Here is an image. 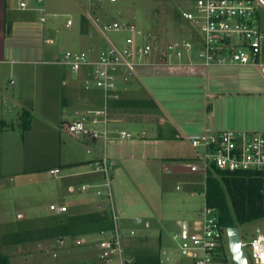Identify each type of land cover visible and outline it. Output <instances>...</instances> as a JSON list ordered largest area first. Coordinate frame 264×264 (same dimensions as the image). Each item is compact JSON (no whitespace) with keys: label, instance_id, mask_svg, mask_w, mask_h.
I'll return each mask as SVG.
<instances>
[{"label":"rangeland","instance_id":"374dc122","mask_svg":"<svg viewBox=\"0 0 264 264\" xmlns=\"http://www.w3.org/2000/svg\"><path fill=\"white\" fill-rule=\"evenodd\" d=\"M193 1L195 0H46L43 6L49 15L45 23L40 20L43 13L34 11L27 23H22L23 28L10 35L11 48H15L11 51L8 47L5 62L0 64V112L1 98L14 96L22 105L18 109L20 114H23V107L31 112V128L24 130V119L17 115L12 105L8 107L11 101L8 98L5 106L8 108V113H5L8 124L0 123V211L5 212L7 218L16 217L20 210L29 216L61 215L50 209L51 203L60 205L66 202L75 206L68 208V215L85 214L108 207L106 201L85 198V195L75 196L67 190L71 182L76 186L89 182L80 176H66L88 168L67 166L86 158L88 154L83 139L72 136L65 129L64 123L71 119V115L63 113L64 99L72 94L74 85L77 87L80 83L84 84V78L63 65L43 61H54L67 50H86L91 44L97 49L109 46L110 43L119 46L127 44L132 36L130 32L110 30L103 35L98 30L96 21L92 20L94 16L99 18L97 24L102 27L104 24L111 25L114 20L136 26L137 30L142 31V35H136L142 44L151 40L178 38L173 32L179 27L188 36L190 29L180 13ZM94 10L97 11L96 15ZM259 11L264 18V9ZM54 13L59 16L54 18ZM84 17L89 19V29L97 34L94 43L81 32ZM22 18L12 16L13 20L18 21ZM69 18L74 23L71 27H67ZM148 33L152 34L151 39ZM45 38H53L54 42L45 43ZM156 69L160 68L141 67L137 74H144L142 77L148 78L147 74ZM147 80L142 78L144 84H147ZM123 83L120 82V86ZM153 118L149 116L143 119L150 123ZM123 128L131 131L134 129L129 126ZM129 141L131 140L122 141L121 144L127 145ZM183 148L194 156L195 150L191 143L186 142ZM53 167L61 168V175L64 176H50L49 170ZM132 169L123 165L116 169L114 167L113 170V204L118 222L136 217L155 219L159 223L158 228L161 229L164 242L167 240L175 249L178 248L180 239L173 238L180 230L177 220L186 217L192 221L202 214L206 201L204 176L193 172L170 174L159 169ZM178 185L183 188L178 190ZM191 191L194 195L190 194ZM90 200L94 204L82 205ZM257 227H264V217L239 225L241 237L251 239ZM132 239L126 236L125 245L129 246ZM228 248L229 245L227 250ZM183 259L190 261L186 257Z\"/></svg>","mask_w":264,"mask_h":264},{"label":"crops","instance_id":"0c3cea01","mask_svg":"<svg viewBox=\"0 0 264 264\" xmlns=\"http://www.w3.org/2000/svg\"><path fill=\"white\" fill-rule=\"evenodd\" d=\"M19 1L0 0V64H4L6 50L8 47L11 48L10 35L23 28L22 23H27L32 12H38L19 10ZM260 9L264 8L257 9V19L264 32V18L261 16ZM96 14L97 11L94 10V15ZM12 16L23 18L18 21L13 20ZM98 19L94 16L92 20L96 21L95 24L101 32L97 24ZM8 23L11 24V33L7 32ZM176 29L173 32L176 37L186 36L182 28ZM81 32L88 36L91 43L96 41L97 34L89 29L88 17L83 18ZM91 47L95 46L91 44L88 49ZM13 48L15 47H12L11 51ZM195 56L193 54L196 60ZM158 68L160 69L148 73V78L142 77L145 76L144 74H136L129 82L120 86L122 99H150L155 102L154 106L148 107H113L115 117L120 120L117 124L121 127L134 128L132 132L135 136L130 139V143L121 144L125 140H113L108 143H90L83 140L86 148L91 147L93 153H88L86 150L88 154L86 158L68 165L84 164L69 167H88L97 155L106 152L114 160L115 169L117 166L124 165L130 169L150 168L151 171L159 169L170 174H182L191 172L189 163L193 155L183 148L186 142L190 143L189 136L200 135L206 129L264 131V73L261 67L229 64L213 65L208 70L203 66H158ZM78 75L82 78L85 76L83 73ZM142 78L148 79L147 84L143 83ZM1 93L3 94V91ZM71 93L63 101V113L71 115L69 120L77 118L81 111L102 103L100 90L87 91L81 83L77 87L74 85ZM8 98L11 100L8 107L12 105L19 117L23 119L24 112L31 114L24 107L23 114H20L18 110L22 106L20 101L14 96ZM8 98L4 96L1 98L0 123L4 125L8 124L5 118V113H8V108L5 107ZM149 116L154 117L153 121L146 123L143 118ZM78 176L89 181L100 177L99 174ZM72 186H76L75 183H69L67 190L77 196L72 191ZM180 187L178 190L183 188ZM190 194L194 195V192L191 191ZM65 204L69 208L75 207L66 202ZM92 204L94 201L90 200L82 205ZM67 216L72 215L34 214L29 216L20 210L12 221V217L7 218L5 212L0 211V257H8V264H101L93 243L98 233L77 236L58 234L56 229L66 222ZM136 218L123 219L120 223L124 231V239L126 236L133 238L129 246L125 245L127 253L135 258L132 264H161L162 251H171L175 248L167 240L166 243L164 242L161 229L158 228L159 223L155 219L142 218V224H137ZM47 219H49L48 222ZM184 220L189 221L186 217L177 220L180 229V222ZM53 229L55 231L49 233ZM132 230L135 231L133 235ZM82 238L86 241L79 243V239ZM218 261L219 264H236L229 248L222 251ZM169 264L192 263L181 256H174V260H171Z\"/></svg>","mask_w":264,"mask_h":264},{"label":"built area","instance_id":"2783aa9c","mask_svg":"<svg viewBox=\"0 0 264 264\" xmlns=\"http://www.w3.org/2000/svg\"><path fill=\"white\" fill-rule=\"evenodd\" d=\"M45 2L20 0L18 9L42 12L40 20L45 23L49 15L43 6ZM258 8H264V0H195L180 13L190 29L188 36L151 40L145 44L136 38L137 34L142 35V31L132 24L114 20L111 25H98L103 34L115 30L130 32L132 36L125 46L110 43L101 49L67 50L54 61H43L63 65L76 74L83 73L85 90L102 92V103L81 111L77 118L64 123L65 129L72 136L90 143L134 138L132 131L117 124L120 120L113 113L112 101L121 98L120 82H129L141 67L203 66L208 70L213 65L234 64L259 66L264 73V32L258 23ZM52 16L57 18L59 14ZM72 25L73 20L69 18L67 26ZM148 36L152 38L151 33ZM45 42L54 41L45 39ZM188 139L195 150L189 163L190 171L202 174L205 180L211 168L224 171L264 170V131L206 129ZM87 151L93 153L91 147ZM88 165V169L66 176L100 175L97 180L71 187L77 195L108 202L113 213L114 229L98 233L93 242L97 257L101 264H131L135 258L126 251L123 230L113 204L115 162L105 152L97 155ZM61 172L62 169L56 167L49 170V175L62 177ZM50 207L58 214L66 213L69 208L67 204H52ZM142 222L141 217L136 218L137 224ZM180 226V231L174 235V239H180L178 248L163 250L161 264H169L174 256L186 257L192 264H219L221 253L229 244L227 228L221 225L215 207L205 201L201 216L191 222L181 221ZM131 234L135 231L132 230ZM85 241L82 238L78 242ZM242 244L248 262L241 264H264V227H257L251 239L242 238Z\"/></svg>","mask_w":264,"mask_h":264},{"label":"trees","instance_id":"16d2710c","mask_svg":"<svg viewBox=\"0 0 264 264\" xmlns=\"http://www.w3.org/2000/svg\"><path fill=\"white\" fill-rule=\"evenodd\" d=\"M113 107L154 106V100L117 99ZM29 112H24V130L31 128ZM77 163L67 166H78ZM206 203L218 210L224 228L247 224L264 217V170L224 171L211 168L206 179ZM61 215H68L62 213ZM115 227L109 207L85 214L67 216L66 222L56 229L59 235H83L111 231ZM55 230H50L49 233ZM135 262V261H134ZM133 262V263H134ZM159 263V262H158ZM0 264H8V257H0ZM132 264V263H131ZM157 264V263H156Z\"/></svg>","mask_w":264,"mask_h":264},{"label":"water","instance_id":"95a60500","mask_svg":"<svg viewBox=\"0 0 264 264\" xmlns=\"http://www.w3.org/2000/svg\"><path fill=\"white\" fill-rule=\"evenodd\" d=\"M7 32L11 33V25L7 26ZM228 244L231 257L236 264L247 263V256L242 244L239 228L230 226L227 228Z\"/></svg>","mask_w":264,"mask_h":264}]
</instances>
